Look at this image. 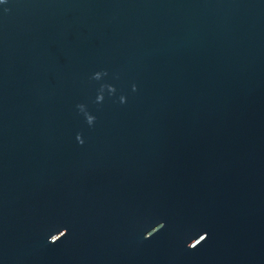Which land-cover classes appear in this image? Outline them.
<instances>
[{
	"label": "water",
	"instance_id": "water-1",
	"mask_svg": "<svg viewBox=\"0 0 264 264\" xmlns=\"http://www.w3.org/2000/svg\"><path fill=\"white\" fill-rule=\"evenodd\" d=\"M0 264H264V0H0Z\"/></svg>",
	"mask_w": 264,
	"mask_h": 264
},
{
	"label": "clouds",
	"instance_id": "clouds-1",
	"mask_svg": "<svg viewBox=\"0 0 264 264\" xmlns=\"http://www.w3.org/2000/svg\"><path fill=\"white\" fill-rule=\"evenodd\" d=\"M3 2H4V3H7V0H3ZM105 74H106V73H104V72H96V73L94 74V78H95V79H100L101 75H105ZM102 87H103V86H102ZM106 87H108V88L110 89L111 92H113V93L115 92V87H114L113 85H107ZM133 88H135V85L133 86ZM102 97H103V93L101 92L100 95L98 96V100H101ZM121 101H122V102L126 101V97L122 96V97H121ZM78 107L80 108V110H81L82 112H84V114H85V116H86L87 123H88L89 125H93L94 122H95V120H96V117H95L94 115H92L90 112L87 111L86 105H84V104H80ZM77 139L79 140V142H80L81 144L84 143V140H83L82 135L78 134ZM161 225H162V226H161L160 228H163V227H164V224L161 223ZM149 233H150V234H149ZM152 234H153L152 231H150V232L147 233L148 236H151ZM206 235H207V234L203 235V236H204V239H205V236H206ZM59 239H60V238H59ZM59 239H57V240H59ZM204 239H203V240H204ZM51 240H52L53 242L57 241V240H53L52 237H51ZM203 240H202V241H203Z\"/></svg>",
	"mask_w": 264,
	"mask_h": 264
}]
</instances>
